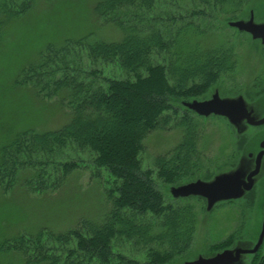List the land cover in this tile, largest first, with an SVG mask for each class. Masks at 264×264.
Wrapping results in <instances>:
<instances>
[{"label":"trees","instance_id":"16d2710c","mask_svg":"<svg viewBox=\"0 0 264 264\" xmlns=\"http://www.w3.org/2000/svg\"><path fill=\"white\" fill-rule=\"evenodd\" d=\"M157 1L100 0L95 13L116 25L122 38L87 46V53L92 60L114 65L129 77H101L103 86H96L93 82H78L64 70L61 78L52 80L51 89L49 83L42 89L51 96L67 94L69 122L54 131L18 132L1 152V189H10L17 171L28 168L35 171L25 186L33 185L34 191L41 192L60 187L80 166L74 161L57 162L53 165L59 172L56 183L47 185L45 177L50 175L36 168L48 164L38 162L35 166L32 153L61 152L68 145L88 151L93 155L94 177L99 178L100 171L107 176L103 218L96 223L81 220L63 232L43 227L34 233L8 235L0 239V264H169L191 246L196 225L192 205L166 201L155 181L174 184L192 178L199 170L202 157L197 145L201 135L192 118L179 113L177 105L181 100L203 95L222 75L234 70L235 61L228 49L189 45L185 40L182 44L178 39L181 32H197L192 23L176 29L172 39L168 29L138 30V17L132 12L142 15ZM190 1L204 7L193 15L203 16L206 10L211 17L218 12L233 13L247 0ZM33 2L0 3V40L7 23ZM124 12L130 14L128 22L120 16ZM131 21L135 23L125 25ZM154 56H162V64L154 63ZM44 65L23 69L19 83H28L30 74L38 76ZM89 77L100 76L91 71ZM172 128L181 130V141L171 151L155 157L154 170L143 169L140 154L144 140L155 131ZM125 245L136 248L135 257L123 251Z\"/></svg>","mask_w":264,"mask_h":264},{"label":"rangeland","instance_id":"374dc122","mask_svg":"<svg viewBox=\"0 0 264 264\" xmlns=\"http://www.w3.org/2000/svg\"><path fill=\"white\" fill-rule=\"evenodd\" d=\"M21 1L0 0V3L15 5ZM99 1L34 0L31 7L7 23L0 40V159L2 148L18 132L54 131L69 122L71 109L66 103L67 94L51 96L42 89L45 83H49L48 88L51 89L52 80L61 78L64 70L68 77L85 84L93 82L96 86H103L101 77H129L114 65L92 60L87 53V46L97 42L120 41L122 38V32L116 25L95 13L94 7ZM201 10L204 7L195 1L158 0L148 12L140 15L139 11H134L132 14L136 13L138 17V30L151 28L163 32L168 29L169 39L174 38L176 29L192 23L197 32L193 29L181 32L178 39L182 44L185 40L189 45L201 43V47L216 46L232 53L234 70L222 75L203 95L185 101L208 100L217 92L221 98L241 97L246 106L247 94L257 93L259 88L264 87V43L229 27L228 23L252 19L255 24H264V0H247L239 10L228 14L218 12L208 17L206 10L203 16L192 14ZM120 16L124 22L131 18L125 12ZM80 40L83 43L77 44ZM166 54L165 57L169 58V53ZM153 62L162 64V56H154ZM43 63L44 68L39 70L38 76L30 74L28 83H19L23 69ZM91 71H97L100 77L92 79L89 77ZM36 83L39 85L35 86ZM182 101L177 105L179 113H187L201 135L197 150L201 153L202 165L192 178L178 183L155 181L166 201L190 204L196 213L191 246L169 264H183L200 256L208 258L224 250L245 247L244 244L258 233L262 217L257 210L254 215H247L248 206L242 203H216L207 211L206 203L197 197L172 196L170 188L196 180L209 181L226 171L230 164L236 162L240 143L237 129L226 118L213 114L207 117L198 115L184 107ZM181 139L179 128L150 134L144 140V149L140 154L142 168L154 170L155 157L174 149ZM92 159L93 155L88 151L69 145L61 152L55 149L48 154L32 153L31 160L35 166L38 162L48 164L36 168H43L44 174L50 175L45 177L47 185L56 183L59 172L53 169V165L57 162L74 161L80 168L70 174L60 187H48L41 192L34 191L33 185L25 186L35 169H19L10 189L3 191L0 187L3 191H0V239L19 232L34 233L43 227L63 232L76 227L81 220L99 222L107 207L103 197L107 176L100 171V177H94ZM123 248L130 257L137 254L136 248L131 245ZM137 256L140 258V255ZM249 262L251 257L241 258V264Z\"/></svg>","mask_w":264,"mask_h":264},{"label":"water","instance_id":"95a60500","mask_svg":"<svg viewBox=\"0 0 264 264\" xmlns=\"http://www.w3.org/2000/svg\"><path fill=\"white\" fill-rule=\"evenodd\" d=\"M228 26L249 34L253 39H261L262 43H264V24H255L252 19H249L248 21H232L228 23ZM181 103L184 107L198 115L207 117L213 114L226 118L237 129V133H240V130H242V122L253 123L241 97L221 98L215 92L208 100H183ZM241 185L242 182L239 179L238 171H226L217 174L209 181L196 180L179 187L170 188V193L175 198L203 197L206 199V210L209 211L215 203L239 196ZM263 231L264 226L258 243L252 250L239 246L231 250H224L213 257L204 258L200 256L194 261L184 262L183 264H241L243 254L254 253L256 251Z\"/></svg>","mask_w":264,"mask_h":264},{"label":"flooded vegetation","instance_id":"af4514ba","mask_svg":"<svg viewBox=\"0 0 264 264\" xmlns=\"http://www.w3.org/2000/svg\"><path fill=\"white\" fill-rule=\"evenodd\" d=\"M258 40L261 41V39ZM259 89V92H249L246 96V111L253 123L244 121L241 125L242 130H240V133H236L240 137L238 158L226 170L238 171L239 179L242 182L239 189L240 195L218 202L222 204L230 203V205L242 203L245 207L248 206L247 215H254V211L257 210V214L262 216L258 233L254 238L249 239L247 244H244L245 247L243 248L247 250H252L258 243L264 226V121H262L264 120V87ZM197 198L206 203L205 198ZM242 257L244 259L251 257L249 264H264V231L256 251L243 254Z\"/></svg>","mask_w":264,"mask_h":264}]
</instances>
